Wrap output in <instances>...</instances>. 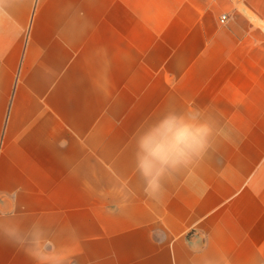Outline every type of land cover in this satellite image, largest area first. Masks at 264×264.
Masks as SVG:
<instances>
[{
	"label": "crops",
	"instance_id": "0c3cea01",
	"mask_svg": "<svg viewBox=\"0 0 264 264\" xmlns=\"http://www.w3.org/2000/svg\"><path fill=\"white\" fill-rule=\"evenodd\" d=\"M3 8L0 191L27 221L78 237L77 264H264V0ZM190 105L223 125L218 150L159 203L110 213L102 187L139 192L135 134ZM0 264L33 261L0 239Z\"/></svg>",
	"mask_w": 264,
	"mask_h": 264
},
{
	"label": "clouds",
	"instance_id": "9594fccd",
	"mask_svg": "<svg viewBox=\"0 0 264 264\" xmlns=\"http://www.w3.org/2000/svg\"><path fill=\"white\" fill-rule=\"evenodd\" d=\"M4 4L5 0H0V17L5 15ZM223 131V125L211 111L191 105L182 110H168L144 123L135 134L132 152L133 174L140 181L139 192L126 179L102 187L98 194L106 197L107 210L123 215L139 194L147 201L159 203L170 186L218 150ZM67 143L61 140L58 147L65 148ZM18 197V192L5 195L0 191V239L23 251L33 264H77L80 253L74 249L78 237L68 236L39 220L27 221ZM191 250L197 251L194 247ZM205 264L221 262L209 260Z\"/></svg>",
	"mask_w": 264,
	"mask_h": 264
},
{
	"label": "built area",
	"instance_id": "2783aa9c",
	"mask_svg": "<svg viewBox=\"0 0 264 264\" xmlns=\"http://www.w3.org/2000/svg\"><path fill=\"white\" fill-rule=\"evenodd\" d=\"M226 20V16H223L222 21L224 22Z\"/></svg>",
	"mask_w": 264,
	"mask_h": 264
}]
</instances>
